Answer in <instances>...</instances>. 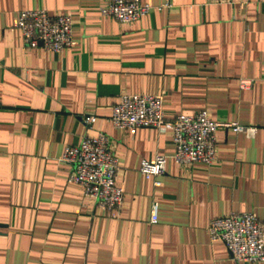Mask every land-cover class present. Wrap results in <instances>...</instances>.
Returning <instances> with one entry per match:
<instances>
[{"label": "crops", "instance_id": "crops-1", "mask_svg": "<svg viewBox=\"0 0 264 264\" xmlns=\"http://www.w3.org/2000/svg\"><path fill=\"white\" fill-rule=\"evenodd\" d=\"M138 1L168 7L121 24L100 16L104 0H0V264H247L206 233L210 219L239 212L264 237V0ZM21 10L69 15L73 45L24 48ZM124 93L162 94L167 118L205 110L256 131L219 128L212 162L179 166L169 131L111 126ZM98 132L117 160V211L83 197L58 160ZM157 154L166 159L153 186L138 166Z\"/></svg>", "mask_w": 264, "mask_h": 264}, {"label": "built area", "instance_id": "built-area-1", "mask_svg": "<svg viewBox=\"0 0 264 264\" xmlns=\"http://www.w3.org/2000/svg\"><path fill=\"white\" fill-rule=\"evenodd\" d=\"M206 3L224 4L229 0H204ZM164 4L153 7L138 0H104L99 8L100 16L110 17L121 24H128L145 16L152 8L160 10ZM20 33L24 48L42 47L44 50L61 52L73 45L71 17L50 16L44 10H21L13 24ZM251 80L240 79L238 88L248 89ZM162 94H120L111 107L110 124L133 134L139 127H149L157 132L169 131L173 142L170 156L174 164H209L214 160L215 132L230 130L252 137L256 128L236 122H216L208 118L205 110L190 115L178 114L170 118L162 111ZM94 116L84 115L82 121L90 125ZM166 157L157 154L141 160L138 172L145 178L156 180L164 172ZM68 167L66 181L82 189V195L105 211H117L122 202V189L115 185L117 160L112 154L105 134L83 136L76 146H66L58 158ZM156 221V204L151 205L149 222ZM206 233L210 242H221L235 263H260L264 260L263 223L251 213H230L208 221Z\"/></svg>", "mask_w": 264, "mask_h": 264}]
</instances>
